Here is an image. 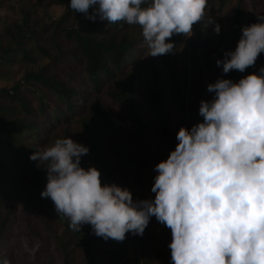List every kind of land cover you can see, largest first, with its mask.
Segmentation results:
<instances>
[{
    "label": "trees",
    "instance_id": "16d2710c",
    "mask_svg": "<svg viewBox=\"0 0 264 264\" xmlns=\"http://www.w3.org/2000/svg\"><path fill=\"white\" fill-rule=\"evenodd\" d=\"M27 1H0V5L10 4L9 11L14 13L17 10L19 13L5 25L13 32L6 34L9 40L0 61L7 59L10 52L20 51L23 59L34 64L36 54L48 55L47 50L35 42L36 35L41 30H52L51 34H39L38 38L47 37L52 41L56 61L61 60L64 51H68V57L79 66L74 69L76 73L70 74V83L63 82L51 63L37 71L31 72V68L26 79L55 92L63 112L80 123L84 137H78L86 142L81 144L90 149V163L81 160V166L97 167L102 184L115 183L129 189L134 201L145 200L137 171L141 168L138 165L143 166L142 162H146L148 155L147 135L153 132L164 154L170 155L178 144L176 136L180 128L189 129L195 120L203 121L199 115L201 101H210L215 96L207 90L208 85L221 78L228 79L223 65L216 63L218 59H224L228 43L241 39L243 27L259 22L258 18L264 16V0H238L235 14L229 20L231 34L219 39L220 43L221 40L228 43L225 48L218 43L214 57L208 52H200L201 72L197 84L189 88L179 75L178 59L171 54L163 55L166 81L155 66L149 69L143 66L142 56L148 48L141 42L140 26L123 21L109 24L99 16L95 21L87 19L83 13L71 9L70 0H50L52 4L63 6V14L55 19L47 13L44 19L39 20L35 19V7L43 0H33L31 6H28L30 0ZM248 2L253 4L252 9ZM210 29L211 26L204 24L188 41L190 44L194 42V48L203 45L208 41L207 37L213 38ZM135 30L139 32L137 36H134ZM59 37L74 47L67 50L58 41ZM25 39L34 41L35 47L21 49ZM175 41H178L177 37ZM13 45L17 49L12 48ZM261 67H264V51L255 65L244 72L230 71L229 79L238 82L250 73L259 72ZM144 71L147 82L141 86L147 98L149 117L143 113L137 98L141 90L137 83ZM18 86L14 88L13 95L7 88L0 89V257L9 259L11 264H55L51 251L54 250L63 258L64 264H173L169 247L172 235L162 232L154 240L146 227L143 235L129 232L122 242H118L95 235L90 224L82 225L80 231H72L69 218L56 211L51 198H42L41 192L47 184V168L38 167L39 162L31 160V154L51 146L56 139L70 137L77 140L65 129L55 138L56 134L52 135L53 130H50L53 122L49 112L54 105L38 96L36 105L32 106L18 91ZM168 92L176 104L175 118H172L166 102ZM193 96L198 97V109L190 100ZM118 107L126 111L130 121L119 119L120 111L115 109ZM151 183L153 186L155 177ZM32 201L33 209L44 210L40 220L44 233L31 217L29 204ZM15 215L16 221L19 218L25 224V231L19 233L18 240L10 232ZM35 240L36 245L33 244ZM152 246H155L153 250ZM129 254L133 257L130 258Z\"/></svg>",
    "mask_w": 264,
    "mask_h": 264
},
{
    "label": "clouds",
    "instance_id": "9594fccd",
    "mask_svg": "<svg viewBox=\"0 0 264 264\" xmlns=\"http://www.w3.org/2000/svg\"><path fill=\"white\" fill-rule=\"evenodd\" d=\"M207 5L208 0H70L71 9L87 19L140 26L153 57L173 51V35L191 37L195 24H213ZM258 19L243 27L235 51L216 61L224 73L244 72L264 51V16ZM214 31L220 32L219 24ZM207 90L215 96L201 101L203 121L190 130L181 127L177 146L155 166L154 200L134 201L129 189L102 184L97 167L81 166L89 147L70 137L30 156L47 168L42 198H51L72 231L90 224L105 240L143 235L155 216L171 229L173 264H264V67L238 82L218 79ZM0 264L11 262L0 257Z\"/></svg>",
    "mask_w": 264,
    "mask_h": 264
},
{
    "label": "rangeland",
    "instance_id": "374dc122",
    "mask_svg": "<svg viewBox=\"0 0 264 264\" xmlns=\"http://www.w3.org/2000/svg\"><path fill=\"white\" fill-rule=\"evenodd\" d=\"M1 1V0H0ZM29 2V0L27 1ZM25 2V4H27ZM238 0H225L224 2L221 0H208V5L206 9V18H214L213 24H207L204 21H201L193 26V35L191 37H186L184 35H173L169 42H173L175 44V47L172 52L168 53L171 54L173 57H176L178 59V69H179V75L183 82L186 83V85L191 88L197 84L198 76L201 72V68L199 65L200 62V52L205 51L208 52L212 57L215 55V46L220 43L219 39H222L223 36L229 37L231 34L230 31V25L229 20L234 16L235 14V8L237 5ZM33 0H30L28 3V6L33 5ZM250 5V8H253V4L248 2ZM17 6V5H16ZM11 9L10 4L1 3L0 5V55L3 53V50L5 49V45L8 43L9 37L6 34H11L13 32L9 28L6 29L5 25L9 23V21H12L14 17H18L19 13L17 10L9 11ZM36 14L35 19L40 18L44 19V16L49 13L54 17L55 19L59 18L63 12L64 8L61 5L52 4L50 0H43L40 5L35 7ZM14 14V15H13ZM204 24L211 26L210 31L213 32V38L207 37V40L203 45L197 46V48H194V42L190 44L189 39H191L193 36H195V33L197 29L202 27ZM216 24L220 25V32L217 34L214 29ZM13 30L15 31V27H13ZM52 30H41L38 35H36L37 44L43 46L47 52L48 55H44L43 53L36 54L37 61L34 64H29V61L27 59H23V54L20 51L16 52H10L8 54L7 59H3L0 61V89L1 88H7L10 90V94L13 95L15 90L14 88L19 84L18 91L27 97L28 101L31 103L32 106H35L37 103V97L42 96L45 98L46 101L51 102L54 106L53 108H50V120L52 123V128L50 130L52 131V135H55V138L59 135L63 134V129L69 131L73 136H75V139L77 142L82 143L83 141L80 140L78 137L83 136L84 132L83 129L80 126V123L76 120L74 121L71 117H68L62 109V106L58 104L59 102V96L51 91L48 87H45L39 83H33L32 81L26 79V74L31 70L37 71L40 67L53 64L56 67L55 72H57L59 75V79L63 82L70 83L68 79L71 78L70 74L76 73L74 70L75 68L79 67L78 64L75 62L73 58L68 57V51H64L62 54L61 60L56 61L55 53L56 49L55 46H53L52 41L47 37H39V34H51ZM134 36L138 35V31H134ZM28 34V33H27ZM7 36V37H6ZM175 37H177L178 41H175ZM225 39V38H224ZM240 39H235L232 43H228L227 40H221L222 47L225 48V44L228 43V51H235L238 42ZM58 41L61 45H63L65 48L71 49L74 47L71 43H69L65 38L59 37ZM219 41V42H218ZM24 44L20 47L21 49L29 50L30 48L35 47V43L32 40H24ZM142 43H145L144 38L141 39ZM146 44V43H145ZM198 45V44H197ZM196 46V45H195ZM147 47V46H146ZM12 48L17 49L16 45H13ZM199 60H197V59ZM142 64L145 68L150 66H155L157 70L161 73H163V78L166 81V75H165V65L163 64V55L153 57L149 55V49H147L142 56ZM228 74V79L230 76V72ZM147 74L145 71L143 72V76L141 77L140 81H138V85H140V94L137 96L139 105L141 106L143 113L147 117L150 116V111L147 103V98L142 90V84L147 82ZM167 105L171 109V116L172 118H175L176 116V109L174 107L175 101L170 97L169 92L167 93ZM106 99V98H105ZM197 96L190 97V100H193L195 103L193 105L195 108L198 109L199 101L197 100ZM108 104L114 108V106L110 103L108 99H106ZM12 104L14 103L12 100L10 101ZM119 112V119H123L124 121H130V117L127 116L126 111H123L121 108H115ZM200 123L199 120H195L191 127H189V130L196 124ZM47 124V123H46ZM48 126V125H47ZM83 133V134H82ZM86 136V135H85ZM147 142H148V155L146 158V162H142L143 166L138 167L137 175L140 176V187L142 190V195L145 200H154L155 199V193L151 191L152 189V183L151 180L153 177H156L158 174L155 171V166L160 163L163 160H166L168 157L164 154V151L162 150L161 144L158 142L156 136L151 132L147 135ZM86 143V142H83ZM81 160L86 163H90V156L89 154L84 155L81 157ZM33 201L29 204L30 213L33 221L38 224L39 230L44 233L42 224L40 223V220L44 216V210L40 208L33 209ZM17 214V213H16ZM85 228V227H84ZM148 228V234L151 238L154 240L158 239L162 232H166L169 235H172L171 229L168 228L166 225L160 223L155 216H152L149 220V224L147 226ZM25 231V224H22L21 221H16V215L14 217L13 224L10 228V232L12 233L15 240L19 239V233H22L21 231ZM86 230V229H85ZM28 242V240H26ZM36 240L33 242V244L36 245ZM35 245H32L36 247ZM155 246H152L151 249L153 250ZM30 252V249H27ZM53 253V260L55 264H64L63 258L58 254V252H55L54 250H51ZM153 252H151L152 254ZM130 258L133 257L132 255H128Z\"/></svg>",
    "mask_w": 264,
    "mask_h": 264
}]
</instances>
